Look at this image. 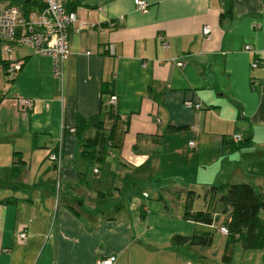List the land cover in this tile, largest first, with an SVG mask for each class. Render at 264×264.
<instances>
[{"label": "crops", "instance_id": "obj_1", "mask_svg": "<svg viewBox=\"0 0 264 264\" xmlns=\"http://www.w3.org/2000/svg\"><path fill=\"white\" fill-rule=\"evenodd\" d=\"M62 1L85 23L62 76L29 46L14 48L24 65L12 82L0 67V264H234L238 243L240 264H264V247L240 241L222 261L221 204L212 225L183 217L189 192L200 211L211 187L264 189V0H145L147 12L134 0ZM112 94L127 128L120 148L93 123L79 128L109 127ZM60 139L57 197L49 154ZM203 231L214 233L209 248L171 243Z\"/></svg>", "mask_w": 264, "mask_h": 264}, {"label": "built area", "instance_id": "obj_2", "mask_svg": "<svg viewBox=\"0 0 264 264\" xmlns=\"http://www.w3.org/2000/svg\"><path fill=\"white\" fill-rule=\"evenodd\" d=\"M32 5L23 7L20 4H7L0 6V39L3 41L2 53L10 63L7 69V81L14 78L17 70L20 69L21 62L13 58L14 46L22 45L32 48L34 53L51 57L53 61V75L62 76L63 65L70 55L69 41L73 27L79 23V27L85 23L79 22L74 10L66 8L62 0H30ZM136 7L147 12L148 3L145 0H134ZM202 33L209 38L211 34L210 25L206 24L202 28ZM246 51H251L252 47L246 45ZM252 66H258L255 61ZM117 96L112 94L108 104L115 106ZM18 104L22 109H31L33 103L30 99H19ZM184 105L196 110L201 109V103L186 100ZM74 132V128L70 129ZM235 142L242 141L239 133L233 135ZM190 146L194 143L190 142ZM62 152L63 141L60 139L54 150L49 154V159L55 163L56 182L55 189L57 197L59 195L61 175H62ZM97 172V169H95ZM146 195V194H145ZM223 235L228 234L225 226L220 227ZM20 238L25 237V232L19 233ZM116 256H109L98 259L96 264H115Z\"/></svg>", "mask_w": 264, "mask_h": 264}, {"label": "trees", "instance_id": "obj_3", "mask_svg": "<svg viewBox=\"0 0 264 264\" xmlns=\"http://www.w3.org/2000/svg\"><path fill=\"white\" fill-rule=\"evenodd\" d=\"M10 4H20L23 7H28V5H32V2L30 0H11ZM2 46L3 41L0 39V67L5 70L7 77V69L10 63L2 53ZM23 65L24 61L21 62L20 69ZM13 79L7 82H12ZM105 108L107 119L110 122L108 128L104 127L103 121H97L96 119H91L90 121L80 119L79 128L81 130L86 122L93 123L99 131H107L108 146L120 148L122 137L126 133L127 128L124 127V122L120 121L115 114L113 110L114 106L107 104ZM90 141L92 140L89 139L88 143ZM91 151L84 149L82 151V157L87 158L88 153L92 154ZM194 199V193L189 192L183 215L185 219L212 225L214 221L213 214L215 213L217 204H221L220 211L222 213L228 214V219L221 225L228 229V234L225 235L227 236V242L222 254V261L224 263L230 262L234 241H240L246 249L264 247V221L259 216L260 210L264 209V189L263 191H258L249 183L228 184L225 187H211L204 197L206 209L200 211L193 210ZM213 240V231H203L195 232L190 237L174 235L171 243L172 245L186 246L188 248H209L212 246Z\"/></svg>", "mask_w": 264, "mask_h": 264}, {"label": "rangeland", "instance_id": "obj_4", "mask_svg": "<svg viewBox=\"0 0 264 264\" xmlns=\"http://www.w3.org/2000/svg\"><path fill=\"white\" fill-rule=\"evenodd\" d=\"M11 2V0H0V6H5V5H7L8 3H10ZM19 46H14V48L15 49H17ZM13 52H14V49H13ZM5 56V55H4ZM221 220H219L218 221V224H221ZM219 232H220V230H219ZM221 233V232H220ZM222 234V233H221ZM237 245V250H236V252H235V254H234V264H240L241 263V260H242V248H241V246H240V244L238 243V244H236ZM251 257V256H250ZM250 257H248V256H246V257H244V260H243V264L245 263V262H249V258Z\"/></svg>", "mask_w": 264, "mask_h": 264}]
</instances>
